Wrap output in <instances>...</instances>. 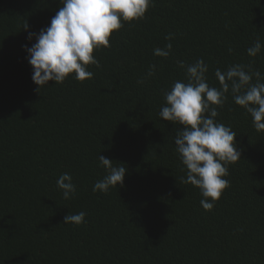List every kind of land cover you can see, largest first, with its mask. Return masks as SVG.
<instances>
[{
  "label": "trees",
  "instance_id": "16d2710c",
  "mask_svg": "<svg viewBox=\"0 0 264 264\" xmlns=\"http://www.w3.org/2000/svg\"><path fill=\"white\" fill-rule=\"evenodd\" d=\"M60 7L0 0V264H264V132L231 95L218 107L241 158L206 211L200 190L181 182L182 126L158 115L163 92L186 82L177 61L203 59L215 87L217 68L264 73V49L247 53L257 38L264 45V0H154L144 19L123 22L110 46L94 50L91 79L70 75L37 91L24 46ZM169 33L171 55L155 56ZM153 64L156 74L138 84ZM100 154L127 168L107 194L92 190L107 174ZM65 172L77 187L69 200L56 185ZM81 211L84 223L64 224Z\"/></svg>",
  "mask_w": 264,
  "mask_h": 264
},
{
  "label": "clouds",
  "instance_id": "9594fccd",
  "mask_svg": "<svg viewBox=\"0 0 264 264\" xmlns=\"http://www.w3.org/2000/svg\"><path fill=\"white\" fill-rule=\"evenodd\" d=\"M153 3L154 0H61L62 7L46 28L39 33L29 31L28 39L35 38V43L24 46L33 68L32 80L39 86L37 91L50 81L62 84L70 75L81 82L91 79L94 74L88 66L100 67L94 50L110 46L111 35L123 27V22L144 19ZM28 28L26 23L24 29ZM174 35L165 36L169 43L164 48H155V56L167 59L171 55ZM262 49L264 45L257 38L247 53L256 57ZM177 64L185 69L186 82L176 80L170 90L163 92L165 103L158 115L182 126L174 138L176 152L186 170V178H181V182L197 187L203 197L202 208L211 211L230 186L225 178L229 175L228 165L241 158L237 135L230 126L217 121V109L231 95L234 103L251 115L254 129L264 132V73L244 64H233L226 70L217 68L214 75L219 87H215L207 82L209 68L203 59ZM155 74L156 65H150L137 83L143 84ZM98 160L107 174L94 183L93 192L107 194L111 187L123 185L127 168L122 163L115 166L101 154ZM56 185L65 200L76 195L77 187L70 173H62ZM85 217L83 211L70 213L64 217V224L80 225Z\"/></svg>",
  "mask_w": 264,
  "mask_h": 264
}]
</instances>
